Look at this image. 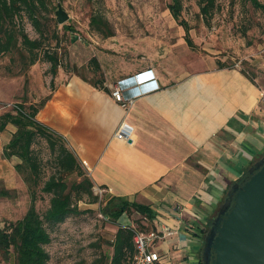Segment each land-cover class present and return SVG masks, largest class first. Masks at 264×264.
Masks as SVG:
<instances>
[{
    "label": "crops",
    "instance_id": "0c3cea01",
    "mask_svg": "<svg viewBox=\"0 0 264 264\" xmlns=\"http://www.w3.org/2000/svg\"><path fill=\"white\" fill-rule=\"evenodd\" d=\"M95 55L106 77L92 83L58 72L38 120L64 138L94 187L149 204L155 230L175 231L156 241L162 263L202 264L209 213L264 156V86L238 66H187L177 53L152 58L132 48L117 67ZM148 72L158 87L122 107L113 82ZM122 123L128 139L117 136Z\"/></svg>",
    "mask_w": 264,
    "mask_h": 264
},
{
    "label": "rangeland",
    "instance_id": "374dc122",
    "mask_svg": "<svg viewBox=\"0 0 264 264\" xmlns=\"http://www.w3.org/2000/svg\"><path fill=\"white\" fill-rule=\"evenodd\" d=\"M259 1L260 6L244 0H216L215 9L206 17L198 0H181L182 11L176 18L169 6L177 5V0H54L52 26L59 39L46 41L45 46L47 51L58 56L57 73L51 71L52 61L47 55L33 64H29L28 53L19 47L1 55L0 114L15 104L30 105L33 102L39 105L54 88L60 71L79 74L92 83L105 78L104 70L100 73V66L92 61L95 54H102L106 61L108 58L109 66L117 67L120 60L124 62L132 54V48H141L152 58L166 53L182 54L187 66H203L205 61L238 66L264 86V0ZM59 3L70 14L64 23H59L55 14ZM94 13L108 22L100 23L101 31L111 28L112 35L105 37L103 32L92 27L90 20ZM181 21L189 28L193 47L186 41V27ZM18 23L25 27L31 38L38 36L28 18ZM180 40H183L182 46L178 44ZM120 79L113 82V88ZM8 126L16 127L11 123ZM6 130L0 131V186L8 189L10 194L0 195V225L23 217L32 203L31 186L16 167L20 159L4 155L2 148L13 133L11 130L6 133ZM36 147L41 151L45 165L41 180L44 181L55 171L56 160L45 139ZM74 179L79 181L81 177L74 175L70 181ZM41 186L37 188L35 204L44 213L50 204V194L41 190ZM93 190L98 195L97 201H90L86 196L79 202L80 213L50 227L52 240L47 245L50 264H90L100 252L111 255V242L120 223L145 232L155 230V224L137 211L124 213L118 220L120 223L105 217L101 207L109 196L101 186ZM226 195L227 192L222 202ZM218 210L209 213L205 236ZM139 221L146 227L143 228ZM0 264H16L15 257L6 259L0 254Z\"/></svg>",
    "mask_w": 264,
    "mask_h": 264
},
{
    "label": "trees",
    "instance_id": "16d2710c",
    "mask_svg": "<svg viewBox=\"0 0 264 264\" xmlns=\"http://www.w3.org/2000/svg\"><path fill=\"white\" fill-rule=\"evenodd\" d=\"M244 1H250L255 6L261 5L259 0ZM53 3L54 0H0V56L19 47L28 53L29 64H33L47 55L52 61L51 71L56 74L60 61L58 56L47 51L45 46L46 41L59 39L55 27L52 26ZM198 3L206 17H209L216 7V0H198ZM169 7L173 15L179 18L183 7L181 0H177V5L171 4ZM25 17L36 27L39 33L37 37L31 38L25 27L18 23ZM102 22L108 24L99 14L92 15L90 23L93 28L101 31ZM181 23L184 24L182 21ZM185 27L186 40L193 47L189 28L186 25ZM101 32L105 37L113 34L111 28ZM92 61H96L94 57ZM224 65L220 63V66ZM46 99L39 105L21 103V109L7 110L0 114V131L5 130L10 123L16 125V131L4 146V155L6 157L16 155L21 158L16 167L24 173L32 192V203L25 215L0 225V254L6 259L13 255L16 264H50L51 256L47 249L52 240L50 227L72 214L80 213L79 202L86 196L91 199L90 201L98 200V195L93 190V180L84 171L64 138L38 120L37 112ZM43 139L55 156L56 169L48 178L41 181L45 174V165L41 151L36 145ZM74 175L81 179L70 181ZM246 176L248 173L242 178ZM40 185L41 190L50 194V204L44 213H41L35 204L37 188ZM9 194L8 189L0 186V195ZM101 211L105 217L115 221L124 213L131 211H137L153 225L156 217V210L149 204L130 201L121 196L109 197ZM120 224L111 242L112 254L100 252L90 264H133L136 252L134 231ZM141 226L146 227L142 222Z\"/></svg>",
    "mask_w": 264,
    "mask_h": 264
},
{
    "label": "water",
    "instance_id": "95a60500",
    "mask_svg": "<svg viewBox=\"0 0 264 264\" xmlns=\"http://www.w3.org/2000/svg\"><path fill=\"white\" fill-rule=\"evenodd\" d=\"M56 17L70 14L58 4ZM203 264H264V156L227 191L204 239Z\"/></svg>",
    "mask_w": 264,
    "mask_h": 264
},
{
    "label": "built area",
    "instance_id": "2783aa9c",
    "mask_svg": "<svg viewBox=\"0 0 264 264\" xmlns=\"http://www.w3.org/2000/svg\"><path fill=\"white\" fill-rule=\"evenodd\" d=\"M151 76H153V73L148 72L146 74L134 75L130 78V80L124 79L120 81L116 86H114L112 93L116 100L120 102L122 107L128 109L139 94L148 92L158 87L157 80L154 77L149 78ZM149 82L150 84H148ZM130 84H135L134 88L135 90L137 89V91L130 95H126L125 90L130 87ZM9 107L10 110L13 111L21 109L20 104H15ZM131 132V126L127 123H122L119 131L117 132V136L119 138L128 139L130 138ZM128 227L134 231L133 240L136 252L133 258V264H164L161 261L160 252L156 248V241L166 235L173 234L175 231L168 227H165L161 230H151L145 232L142 230H138L132 226Z\"/></svg>",
    "mask_w": 264,
    "mask_h": 264
},
{
    "label": "flooded vegetation",
    "instance_id": "af4514ba",
    "mask_svg": "<svg viewBox=\"0 0 264 264\" xmlns=\"http://www.w3.org/2000/svg\"><path fill=\"white\" fill-rule=\"evenodd\" d=\"M223 203V202H222ZM222 203L220 204V206H219V210H218V213H219V211H220V208H221V205H222ZM202 264H203V261H202Z\"/></svg>",
    "mask_w": 264,
    "mask_h": 264
}]
</instances>
